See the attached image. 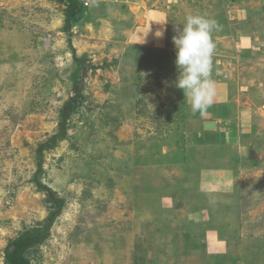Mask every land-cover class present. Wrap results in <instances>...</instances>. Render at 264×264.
<instances>
[{"label":"rangeland","instance_id":"374dc122","mask_svg":"<svg viewBox=\"0 0 264 264\" xmlns=\"http://www.w3.org/2000/svg\"><path fill=\"white\" fill-rule=\"evenodd\" d=\"M75 7L0 0V264L56 210L32 264H264V0ZM190 15L219 26L195 115L173 43Z\"/></svg>","mask_w":264,"mask_h":264},{"label":"clouds","instance_id":"9594fccd","mask_svg":"<svg viewBox=\"0 0 264 264\" xmlns=\"http://www.w3.org/2000/svg\"><path fill=\"white\" fill-rule=\"evenodd\" d=\"M218 23L202 15L186 17L182 31L173 37L177 49L176 66L179 76L176 86L184 91L190 101L192 114L207 111L213 104L216 85L210 77L212 57L216 44L212 38ZM157 36H161L162 33Z\"/></svg>","mask_w":264,"mask_h":264},{"label":"trees","instance_id":"16d2710c","mask_svg":"<svg viewBox=\"0 0 264 264\" xmlns=\"http://www.w3.org/2000/svg\"><path fill=\"white\" fill-rule=\"evenodd\" d=\"M78 0H68V9L70 12V15L72 17L77 16L79 13L77 12V9L75 7V3ZM68 23H71V19L69 18L67 20ZM63 135L66 134V129L64 126H62ZM58 139V137H54L52 140L55 142ZM52 146V145H51ZM51 195L50 191H48ZM51 201L54 203V208L62 207L64 205V201L62 200H56L52 195L50 196ZM60 212L59 211H53L47 221L46 226L44 230L37 231L36 234H28L24 235L23 237H20L19 239H16L14 241H11L6 249L5 252V260L7 264H32L30 259H28L27 252L43 243V241L47 238L50 228L55 223L56 219L58 218Z\"/></svg>","mask_w":264,"mask_h":264},{"label":"water","instance_id":"95a60500","mask_svg":"<svg viewBox=\"0 0 264 264\" xmlns=\"http://www.w3.org/2000/svg\"><path fill=\"white\" fill-rule=\"evenodd\" d=\"M205 129L206 130H215L216 129V124L215 123H206L205 124Z\"/></svg>","mask_w":264,"mask_h":264},{"label":"crops","instance_id":"0c3cea01","mask_svg":"<svg viewBox=\"0 0 264 264\" xmlns=\"http://www.w3.org/2000/svg\"><path fill=\"white\" fill-rule=\"evenodd\" d=\"M215 96L217 97V93H215ZM206 115H209V114H206ZM204 116H205V115H204ZM204 116L202 117L203 120L205 119L204 121H206V120H210V121H211V120H212V119H206V118H205L206 116H205V117H204ZM204 124H206V122H204ZM217 127H219V125L217 126V124H216V128H217Z\"/></svg>","mask_w":264,"mask_h":264},{"label":"built area","instance_id":"2783aa9c","mask_svg":"<svg viewBox=\"0 0 264 264\" xmlns=\"http://www.w3.org/2000/svg\"><path fill=\"white\" fill-rule=\"evenodd\" d=\"M89 5V3H86V6H88Z\"/></svg>","mask_w":264,"mask_h":264}]
</instances>
